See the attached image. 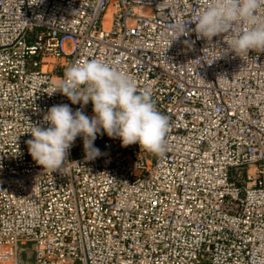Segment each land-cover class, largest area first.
<instances>
[{
	"label": "built area",
	"instance_id": "obj_1",
	"mask_svg": "<svg viewBox=\"0 0 264 264\" xmlns=\"http://www.w3.org/2000/svg\"><path fill=\"white\" fill-rule=\"evenodd\" d=\"M202 4L0 0V264H264V53L198 38ZM90 59L153 89L162 155L99 135L94 160L78 136L62 170L33 161L52 106L93 116L53 93Z\"/></svg>",
	"mask_w": 264,
	"mask_h": 264
},
{
	"label": "clouds",
	"instance_id": "obj_2",
	"mask_svg": "<svg viewBox=\"0 0 264 264\" xmlns=\"http://www.w3.org/2000/svg\"><path fill=\"white\" fill-rule=\"evenodd\" d=\"M193 24L198 38L212 41L223 37L227 45L221 49L224 55L231 52L245 60L250 53H264V0H203ZM188 26L177 22L169 28L178 39L189 34ZM55 92L82 108L91 102L93 116L60 104L52 106L43 117L47 128L31 124L27 134L32 139L26 144L33 161L43 169L62 170L78 136L83 139L88 161L101 155L94 146L99 135L119 139L121 147L138 144L155 155L165 152L169 119L153 103V89L138 88L128 73L100 59L79 61L65 70Z\"/></svg>",
	"mask_w": 264,
	"mask_h": 264
},
{
	"label": "rangeland",
	"instance_id": "obj_3",
	"mask_svg": "<svg viewBox=\"0 0 264 264\" xmlns=\"http://www.w3.org/2000/svg\"><path fill=\"white\" fill-rule=\"evenodd\" d=\"M28 253H29L28 251H24V252L22 251V257L23 258H26V256H27Z\"/></svg>",
	"mask_w": 264,
	"mask_h": 264
}]
</instances>
